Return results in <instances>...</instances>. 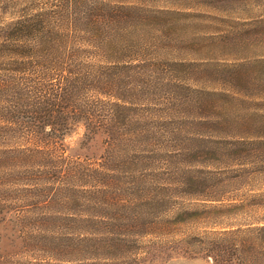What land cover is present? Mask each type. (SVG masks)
<instances>
[{"label":"trees","instance_id":"16d2710c","mask_svg":"<svg viewBox=\"0 0 264 264\" xmlns=\"http://www.w3.org/2000/svg\"><path fill=\"white\" fill-rule=\"evenodd\" d=\"M144 1L24 0L4 21L0 0V264H126L188 212L171 185L203 178L167 165L186 120L225 132L228 94L195 88L202 64L155 56L178 12ZM199 242L212 264H264V225Z\"/></svg>","mask_w":264,"mask_h":264},{"label":"rangeland","instance_id":"374dc122","mask_svg":"<svg viewBox=\"0 0 264 264\" xmlns=\"http://www.w3.org/2000/svg\"><path fill=\"white\" fill-rule=\"evenodd\" d=\"M4 1L3 20L15 18L24 0ZM144 3L150 9L178 12L159 21L169 30L160 37L155 56L202 64L194 86L228 94L214 101L228 107L229 125L219 134L207 126L192 129L186 120L184 155L173 157L167 167L196 172L203 179L191 187L172 181L175 197L169 207L188 212L174 222L169 236L156 229L140 238L130 248L136 259L126 264H212L199 242L206 233L264 225V0ZM152 56L150 50L147 58ZM231 73L238 74L237 82ZM199 116L216 117L209 111ZM78 142L79 136L71 138L72 146ZM203 192L221 201L189 195Z\"/></svg>","mask_w":264,"mask_h":264}]
</instances>
